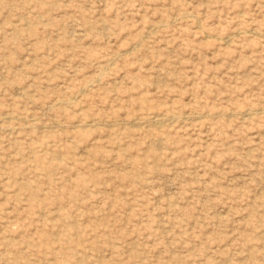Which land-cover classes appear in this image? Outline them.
<instances>
[{"label": "rangeland", "instance_id": "1", "mask_svg": "<svg viewBox=\"0 0 264 264\" xmlns=\"http://www.w3.org/2000/svg\"><path fill=\"white\" fill-rule=\"evenodd\" d=\"M0 264H264V0H0Z\"/></svg>", "mask_w": 264, "mask_h": 264}, {"label": "bare ground", "instance_id": "2", "mask_svg": "<svg viewBox=\"0 0 264 264\" xmlns=\"http://www.w3.org/2000/svg\"><path fill=\"white\" fill-rule=\"evenodd\" d=\"M249 115V114H248ZM156 119V118H155ZM153 120V119H152ZM158 120H160V119H158ZM170 120V119H169ZM153 122V121H152ZM156 122V121H155ZM157 123V122H156ZM162 123V122H161ZM158 125H159V123H157ZM141 125V124H140ZM163 125V124H162ZM160 127V126H159ZM82 128V127H81Z\"/></svg>", "mask_w": 264, "mask_h": 264}]
</instances>
